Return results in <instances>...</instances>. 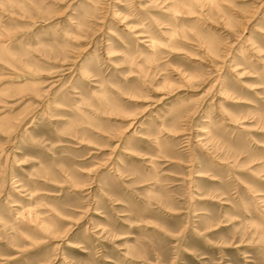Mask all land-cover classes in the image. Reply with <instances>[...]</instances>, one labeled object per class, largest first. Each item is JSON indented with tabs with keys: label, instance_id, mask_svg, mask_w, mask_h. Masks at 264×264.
<instances>
[{
	"label": "rangeland",
	"instance_id": "obj_1",
	"mask_svg": "<svg viewBox=\"0 0 264 264\" xmlns=\"http://www.w3.org/2000/svg\"><path fill=\"white\" fill-rule=\"evenodd\" d=\"M0 264H264V0H0Z\"/></svg>",
	"mask_w": 264,
	"mask_h": 264
}]
</instances>
